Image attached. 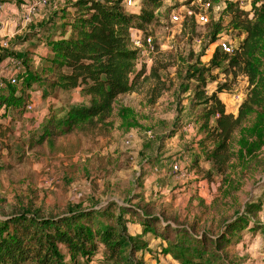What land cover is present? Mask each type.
Masks as SVG:
<instances>
[{
  "label": "rangeland",
  "instance_id": "rangeland-1",
  "mask_svg": "<svg viewBox=\"0 0 264 264\" xmlns=\"http://www.w3.org/2000/svg\"><path fill=\"white\" fill-rule=\"evenodd\" d=\"M19 1H3L16 20L13 32L18 39L13 37L9 43L19 44L16 51L21 56L32 53L31 64L40 72L49 66L42 60L48 52L42 38L50 31L41 28L42 21L68 3L67 0H50L49 5L40 8L37 17L26 22L23 13L37 0ZM135 1L132 8L140 11L142 0ZM262 1L161 0L164 6L156 13L160 20L149 27L153 50L146 43L145 49L140 51V61L146 64L148 72L138 90L120 97L113 113L103 123L62 135L52 143L37 144L34 140L40 138L50 113L61 114L71 106H81L87 99L80 90L51 92L46 84L34 83L28 92L26 112L16 114L10 123L2 120L12 130L1 150L4 159L0 172V221L25 210L50 216L63 214L77 205L102 208L110 202L120 206L143 202L154 213L165 215L172 222L185 226L194 224L198 232L206 230L215 234L223 219L256 203L261 205L256 221L264 225V158H261L262 165L243 180L240 191L229 198L225 197L227 186L222 180L232 173L234 159L229 161L223 176L215 171L211 178L207 177L208 171L214 168L205 161L199 162L201 169L193 170V152L201 156L199 141L204 138L196 122L203 106H197L193 100L197 82L186 78L189 68L198 59L201 65L210 66V58L221 42L230 41L236 48L244 40V34L231 23L228 7L234 4L251 13L254 3L260 5ZM206 3L211 4L206 12L209 19L199 25L194 14ZM174 14L180 18L179 23L171 19ZM218 23L223 29L216 44H212L211 32ZM19 38L25 39L20 41ZM152 67L157 69L160 83L151 76ZM213 75L217 81L209 82L207 92L211 94L227 84L219 97L227 112L237 114L249 90L248 79L242 75L236 78L223 75L219 70H214ZM26 77L23 68L15 85L20 88ZM1 80L9 82V74L2 65ZM124 106L135 111L134 119L138 123L130 131H126L119 115ZM174 163L188 170L190 176L186 182L172 173ZM129 227L133 235L140 234L138 224ZM263 231H243L242 241L230 248L229 255L245 259L248 264H263L260 259L264 256ZM147 240L145 236L143 241ZM160 243L153 239L138 258L144 264H178L161 252ZM86 264H108L104 249Z\"/></svg>",
  "mask_w": 264,
  "mask_h": 264
},
{
  "label": "trees",
  "instance_id": "trees-1",
  "mask_svg": "<svg viewBox=\"0 0 264 264\" xmlns=\"http://www.w3.org/2000/svg\"><path fill=\"white\" fill-rule=\"evenodd\" d=\"M126 1L67 0L66 6L42 21L41 28L50 31L42 38L48 47L42 60L49 66L40 72L31 64L32 53L21 56L13 49L0 52V63L8 57L20 59L27 72L20 88L5 80L0 82V172L4 159L1 150L12 130L6 121L10 123L16 114L26 112L28 92L34 83L46 84L51 92L80 90L87 99L61 114L50 113L40 138L34 139L42 144L103 123L113 113L116 101L135 93L140 81L147 78V66L140 61V51L133 48L132 31L149 36V27L160 20L156 13L164 4L161 0H142L140 11H136ZM228 12L244 40L233 53L222 51L218 44L210 66L201 65L198 59L186 75L197 82L193 100L203 106L196 117L204 134L199 141L201 156L193 152L192 169H201L199 162L205 161L214 168L207 177L215 171L223 176L234 159L232 173L222 180L227 186L226 198L240 191L243 180L262 165L264 158V0L260 5L255 2L251 13L234 4ZM222 29L220 23L213 29L212 44H216ZM214 70L248 79L249 90L237 114L227 112L219 97L227 84L211 94L207 92L209 82L217 81ZM151 76L161 82L154 67ZM134 112L125 106L119 111L126 131L138 126ZM260 208V204L250 203L244 211L223 219L215 234L198 232L194 224L172 222L143 202L126 206L110 202L102 208L77 205L50 216L25 210L0 221V264H86L103 249L108 264H144L138 255L153 239L160 240L161 252L178 264H248L245 259L229 255V250L242 241L243 231H263L264 225L256 221ZM131 224L140 226L139 235L131 233ZM145 236L147 241H143Z\"/></svg>",
  "mask_w": 264,
  "mask_h": 264
},
{
  "label": "built area",
  "instance_id": "built-area-1",
  "mask_svg": "<svg viewBox=\"0 0 264 264\" xmlns=\"http://www.w3.org/2000/svg\"><path fill=\"white\" fill-rule=\"evenodd\" d=\"M127 6L128 7H134L136 1L135 0H127ZM51 3L50 0H37V3H35L34 6H29L26 12H24V17L26 18V22H31V20L35 17H37L40 8L45 7ZM211 7L210 3L203 4L199 10V12L195 13V19L199 25H204L208 21L207 11ZM0 9H3V7L0 5ZM174 23H179L180 18L174 14L171 18ZM0 27L1 24H0ZM133 41V48L139 51H142L145 49V45L150 47V49L153 50V40L151 36H144L143 33H140L139 31L133 30L132 31V38ZM220 47L222 48V51L226 53H233L234 47H232L230 41L221 42ZM6 67V70L9 74V83L12 85L17 84V80L19 78V75L22 74L24 65L22 64L20 59L11 58L9 62L4 65ZM30 109H32V106H30ZM172 173L178 180L186 181L189 172L182 164L174 163Z\"/></svg>",
  "mask_w": 264,
  "mask_h": 264
},
{
  "label": "crops",
  "instance_id": "crops-1",
  "mask_svg": "<svg viewBox=\"0 0 264 264\" xmlns=\"http://www.w3.org/2000/svg\"><path fill=\"white\" fill-rule=\"evenodd\" d=\"M3 1L4 0H0V5L3 7V9H0V24L2 26V27H0V52H2L5 49H11V50L13 49L16 51V48L19 46V44L13 45V44L9 43L13 37H15L16 40L18 39V37H16V33L13 32L15 30V27H16V23H15L16 20H15V17L13 15V11H10L11 9L8 10L6 4ZM17 1H19V0H17ZM23 39L24 38H19L20 41ZM20 45H22V44H20ZM11 58L12 57L6 58L4 61H2L0 63V65H2V67H3L4 65H6L9 62V60ZM189 176L190 175H188L186 181L188 180ZM258 258H259V256H258ZM260 259L262 261H264V256H262V258H260ZM261 263L264 264V262H261Z\"/></svg>",
  "mask_w": 264,
  "mask_h": 264
}]
</instances>
